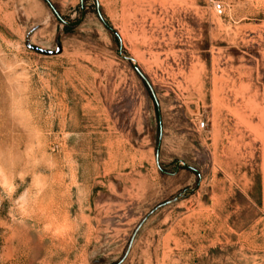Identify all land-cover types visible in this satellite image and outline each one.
Returning <instances> with one entry per match:
<instances>
[{"label":"rangeland","instance_id":"1","mask_svg":"<svg viewBox=\"0 0 264 264\" xmlns=\"http://www.w3.org/2000/svg\"><path fill=\"white\" fill-rule=\"evenodd\" d=\"M0 264H264V0H0Z\"/></svg>","mask_w":264,"mask_h":264},{"label":"built area","instance_id":"2","mask_svg":"<svg viewBox=\"0 0 264 264\" xmlns=\"http://www.w3.org/2000/svg\"><path fill=\"white\" fill-rule=\"evenodd\" d=\"M213 11H214V13L216 14V15H221L222 14V12H223V4L221 3V2H219V1H215L214 3H213ZM199 127L200 128H203L204 127V122L203 121H201L200 123H199Z\"/></svg>","mask_w":264,"mask_h":264}]
</instances>
